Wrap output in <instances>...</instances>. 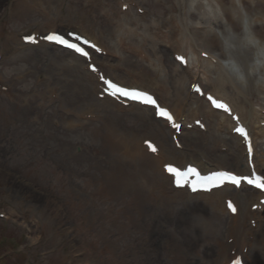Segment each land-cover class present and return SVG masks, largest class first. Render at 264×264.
<instances>
[{
	"label": "bare ground",
	"instance_id": "bare-ground-1",
	"mask_svg": "<svg viewBox=\"0 0 264 264\" xmlns=\"http://www.w3.org/2000/svg\"><path fill=\"white\" fill-rule=\"evenodd\" d=\"M39 1L44 7L39 14L44 16L46 22L58 17L65 5L60 0ZM142 1L111 0V3L118 5V8L119 5L126 4L125 10L116 9L115 11L110 4L105 3V0H85L93 6L102 5L98 8V14L105 16L107 28L97 27L96 32L103 37L107 35L109 42L104 41L105 43L100 44L105 47V51L110 47L117 49L114 52H118L120 56V65H132V71L135 74L130 78L118 74L110 64H107L109 59L101 55L96 57V65L100 67L98 72H102L103 76H109L118 84L125 87H138L154 93L158 103L169 107L176 118L195 117L201 112L205 116L202 117L204 129L191 127L181 130L178 138L183 148L173 147L169 139L171 131L162 120L152 117L150 108H141L136 112L132 106L120 107L119 111L116 110L112 101L100 100L96 97L94 93L97 88L99 90L97 77L84 69L85 62L81 58L75 57L72 53L67 56L55 55L50 51L51 46L42 43L36 46L41 48L39 50L48 58L47 62L42 63V69L45 70L44 75H48L55 84L52 85V89H46L50 85L42 83L44 93L36 92L33 88L31 93L19 95L18 99H23L22 102L26 104L27 108L24 109L26 113L29 111L41 113L44 111L43 108L55 101L49 98L50 93L53 92L58 96L56 99L63 100L65 98L61 96L67 97L62 105L50 108L57 111H46L49 119L62 125L68 121L62 120L66 119V115L60 112L61 108H69L74 114L99 116L95 118L99 121H101V114L120 115L114 117L118 118V123L122 121L125 124L126 121L129 125L125 124L127 125L125 127L122 124L116 128L112 121L104 122L103 130L108 133L99 143L104 145L111 156L112 167L109 170L113 171L104 177L114 188L113 201H116L120 195H132L138 199L135 198L128 203L132 208H138V212L146 211L143 206H152L155 212L170 213L169 218L172 221L179 225L181 222L184 230L197 236V241L192 244V250L197 247V251L201 253V243L203 245L204 252L198 256L195 264H228L227 261L233 257L232 250L234 255L240 254L246 264H264V214H261L259 210L249 209V205L257 200L256 194H236L233 198L237 203L236 214L228 216L222 206V197L230 195V189L225 187L209 194L191 195L184 190L174 189L170 185V178L164 176L158 169V160L153 158L154 156L142 145L143 140L150 139L163 151L165 149L169 154L175 152L186 157L183 163L191 162L203 172L220 168H227L239 174L248 172L243 155L244 148L239 138L230 133V120L218 111L208 110L205 102L190 92V80L193 82L197 80L205 92L210 90L229 101L231 109L239 114L240 119L247 126L256 124L254 127H249L254 146L253 152H256L253 161L256 170L264 176V133L257 125L259 121L264 120V113L261 112L264 110V33L262 30L264 10L256 7L257 4H264V0H171L169 4L164 2L165 0H159L167 7L165 18L150 17L145 19V22L144 15H132L129 11L132 3L140 7ZM33 3V0H13L8 5L10 8L19 9L24 14L33 10L31 8ZM247 5H250L251 10H247L249 8ZM74 12H76L74 8L64 6L65 15L76 17ZM91 17L90 13L87 14L89 20ZM92 20L97 23L94 17ZM29 29L30 32H36L32 27ZM23 33L26 32L21 30L4 37L8 47L13 49L21 47V50L10 58L16 61L26 59L31 65H36V61L41 62V59L36 58L30 48H24V45L20 43L18 35ZM123 39L130 40L133 45L144 47L148 53L144 54L148 62L133 58V55L127 51L123 52L120 46V41ZM166 40L171 51L186 56L185 67H181L170 59L169 55L166 56L162 52L161 47H164L163 43ZM202 52L206 53L207 57H201ZM136 65L145 68L135 69ZM59 73L62 74L59 75ZM150 73L156 75L151 82L143 78L145 74ZM63 79L73 82L71 87L67 85L69 87L67 94L62 91L63 88L67 90V87L62 85L63 88H60V84L66 85L65 82H61ZM47 98L49 99L46 101ZM58 113L65 118H56ZM130 119L133 124L137 122V125H131ZM3 121H6L5 125H8L11 130L16 128L6 114L3 116ZM37 121L42 123L40 119ZM83 125L85 121L81 124L77 122L76 128L79 131H73L75 129L62 131L57 128L58 143L68 141V138L64 137L65 134H75L80 137L78 147L93 151L97 145L94 141L90 143V140L83 136L80 128ZM138 128L141 129L138 131ZM121 135L123 137L119 138ZM39 141L40 139H34L32 143ZM182 141L185 143L192 141L200 146L196 150L188 149L184 147L185 143ZM60 147L65 151L71 150L69 146L64 148L60 144ZM123 148L127 152L125 157L117 155ZM212 154H216L217 157H212ZM117 163L121 167H128L129 172L121 174L117 172L115 170ZM117 191L120 192L119 195L116 194ZM246 217L255 219L254 227L246 224ZM225 220L228 222L227 226L224 225ZM156 221V218L144 215V223L151 225ZM171 223L169 221L165 224ZM224 237L231 238V241L228 243Z\"/></svg>",
	"mask_w": 264,
	"mask_h": 264
},
{
	"label": "rangeland",
	"instance_id": "rangeland-1",
	"mask_svg": "<svg viewBox=\"0 0 264 264\" xmlns=\"http://www.w3.org/2000/svg\"><path fill=\"white\" fill-rule=\"evenodd\" d=\"M57 21L95 35L89 22L63 16ZM12 104L3 106L0 101V212L7 217L0 221V229L3 234H15L5 237L14 256L9 264H17L18 255L21 264H126L120 263L130 258L128 234L121 230L125 226L119 215L123 205L112 200L110 186L102 180L103 170L92 166V153L73 157V142L65 141L61 146L72 144L71 151H62L58 145L50 151L45 144L47 158L42 159L41 145L39 154L37 144L27 142L28 134L5 125L3 113L19 109ZM24 120L23 115L16 123L12 118L15 126L23 122L32 131ZM60 166L62 172L56 169Z\"/></svg>",
	"mask_w": 264,
	"mask_h": 264
},
{
	"label": "snow or ice",
	"instance_id": "snow-or-ice-1",
	"mask_svg": "<svg viewBox=\"0 0 264 264\" xmlns=\"http://www.w3.org/2000/svg\"><path fill=\"white\" fill-rule=\"evenodd\" d=\"M24 39L26 41H31L33 43H35V38L32 36H26L24 37ZM46 39L50 40V41H57L61 44H65L66 46L75 49L77 52H80L82 55L84 56H88V52L85 51L83 48H80L77 44H69L67 41L61 39L60 37L56 36V35H49L46 37ZM84 43H88V41H84ZM92 48H95L96 45H91ZM177 59L183 61V57H177ZM95 67L93 66V71H95ZM101 80H104V83L106 85H108L109 88L113 89L112 91V95H121V96H125L128 97L130 99H143V102L145 103H150L155 105L156 101L154 99H152L151 96H148L147 93H143V92H139L135 89H127L124 87H121L120 85L114 83L111 80H105L103 76L100 77ZM197 91H200L199 87L196 88ZM208 99L210 101H212L213 105L217 108H222L225 111H230V109H228L227 105H224L222 103H218L217 101H215L211 96L208 97ZM157 114L161 115L163 117H165L167 120L172 121V116L167 112V110L165 109H160L159 106H157ZM197 123H199V121H197ZM173 127H175L176 129H179L180 125L179 124H175L173 123ZM236 131L241 132L243 135H247V133L244 131L243 128H237ZM153 151H155V148H152ZM249 151H251V147H249ZM167 170L174 174V175H178L179 174V170L174 168L171 165L166 166ZM189 172L195 173V169H189ZM198 174V173H197ZM213 178H217L219 180L220 183H223L225 180L230 181L233 184L239 185L241 183V181H245L249 184H253L255 185L257 188L260 189H264V177L261 176H256L255 174H253L252 176H244V177H238L233 175L232 173L229 172H220V173H213L212 176L210 177H206L205 178V182L209 183L213 180ZM177 183L179 184V181H177ZM204 185H201V187H203ZM211 186H215V185H211ZM193 190H196V186H193ZM228 207L233 211L236 212V208L233 206V204L231 203V201L228 202ZM233 264H241L240 260L237 259L235 261H233Z\"/></svg>",
	"mask_w": 264,
	"mask_h": 264
}]
</instances>
